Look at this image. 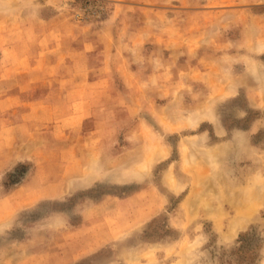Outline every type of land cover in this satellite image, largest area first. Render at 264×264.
I'll list each match as a JSON object with an SVG mask.
<instances>
[{"label": "rangeland", "instance_id": "374dc122", "mask_svg": "<svg viewBox=\"0 0 264 264\" xmlns=\"http://www.w3.org/2000/svg\"><path fill=\"white\" fill-rule=\"evenodd\" d=\"M0 264H264V0H0Z\"/></svg>", "mask_w": 264, "mask_h": 264}]
</instances>
